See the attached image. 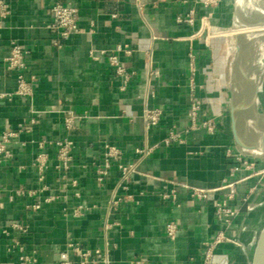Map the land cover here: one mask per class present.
<instances>
[{"label":"crops","instance_id":"obj_1","mask_svg":"<svg viewBox=\"0 0 264 264\" xmlns=\"http://www.w3.org/2000/svg\"><path fill=\"white\" fill-rule=\"evenodd\" d=\"M6 1L12 12L0 28V93L17 88L5 60L12 39L29 50L24 73L33 92L0 98V136L7 127L23 128L0 160V264H18L24 252L36 258L31 264H62L70 241L108 250L110 264H205L207 245L223 228L216 202L229 188L198 199L182 183L213 188L237 179L229 203L238 213L226 230L235 240L219 242L208 264H242L243 246L264 213V157L242 154L232 133L228 48L237 1ZM58 2L79 9L82 30L67 40L50 28ZM119 45L130 49L118 52L128 78L110 63ZM193 95L202 101L199 119L213 118L214 132L189 129ZM147 107L163 110L149 129ZM69 114L82 116L74 128L65 125ZM171 129L182 142H164ZM62 140L72 142L68 170L58 168ZM107 142L123 150L120 163L137 164L130 182H122L118 162L98 180ZM252 158L258 167L245 163ZM169 221L179 225L175 239ZM249 221L255 228L245 238Z\"/></svg>","mask_w":264,"mask_h":264},{"label":"built area","instance_id":"obj_2","mask_svg":"<svg viewBox=\"0 0 264 264\" xmlns=\"http://www.w3.org/2000/svg\"><path fill=\"white\" fill-rule=\"evenodd\" d=\"M201 1L205 5H211V4H217L219 0H201ZM11 12H12L11 5L6 0H0V28L3 26V21L11 14ZM51 13H52V22L50 24V28L52 30H56L63 39L67 40L72 35L79 33L82 30L78 24L79 9L76 5L58 2L55 5H53V7L51 8ZM187 20L191 21L192 18L189 17ZM122 50H126L127 52H130V49H127L126 47L119 45L112 51V54L110 55V63L116 67V71L120 75H124L126 78H128L130 73L122 65L118 56V52ZM91 52L92 54H95L94 50H92ZM101 52L105 53L107 51L102 50ZM28 53L29 50L24 44L18 42L15 39L11 40V48L5 60H6L7 70L16 75L17 88L14 92H1L0 98L10 99L14 95L25 96L32 94L33 81L28 80L24 73V70L27 67L26 56ZM201 109H202L201 99L193 95L191 97V103L188 112V115L191 120L189 129H196L198 127H203L209 132H214L216 130V123L213 118H205L203 120L199 119ZM162 116H163V110L160 107H152V108L147 107L144 111V118L147 129L158 125L162 119ZM81 118H82L81 115L69 114L68 116L65 117L66 127L68 128L76 127L77 123ZM26 126L28 127L29 125ZM22 130L23 128L12 129L10 127H7L3 131L2 135L0 136V160L2 159L3 156L11 155V152L8 148V144ZM177 141L182 142L183 136L180 131L171 129L168 135L165 137L164 142L172 143ZM58 144H59L58 168L61 170H68L71 166V161L73 158L71 153L72 142L69 140H62L59 141ZM154 147L155 145L146 147L145 149L139 148L138 152L142 154H146L152 151ZM104 155H105L104 168L99 169L98 171L99 181H102L104 178L108 177L109 168L111 167L113 162L119 163V167L122 171V182L124 183L130 182L132 179V175L138 172L136 163H129V164L120 163V160L124 155V152L121 149V147H119L118 145L110 142L105 143ZM45 160L46 158L43 154L40 155L37 159V164L41 171H43L45 167ZM236 184L237 181L234 180V181L225 182L224 185L222 184L221 186L218 187L209 188V187H202L197 185H190L188 183H182L183 186H185L190 190L191 195L198 199H205L210 195V193L222 189L224 187L229 188V193L227 198L223 200H218L216 202V212L220 221L223 223V228L220 229V231L217 233L215 238L208 243L207 250L205 252V264H208V262L210 261L213 255V248L219 242H221L224 239H231L227 235L226 230L230 228V226L232 225L235 219V216L238 213V208L232 206L229 203V200L235 198L236 196ZM166 195L170 196V194H166ZM120 199H121L120 197L113 198V203H118ZM83 208H84L83 205H79L76 208V213L77 214L81 213ZM14 227L20 230H26L20 224H15ZM166 231L171 239H175L179 231L178 223L176 221H169L166 226ZM17 244H19V242H17ZM20 248L22 249L21 246ZM109 256L110 255L108 250H102L100 248L90 249L84 247L80 242H74V241H70L67 244V249L60 252V259L62 264H75V262H77L78 264H100L101 262H104L105 264H110ZM35 261L36 258L34 256L24 252L21 255H19L18 264H31ZM142 263H143L142 261H137V264H142Z\"/></svg>","mask_w":264,"mask_h":264},{"label":"rangeland","instance_id":"obj_3","mask_svg":"<svg viewBox=\"0 0 264 264\" xmlns=\"http://www.w3.org/2000/svg\"><path fill=\"white\" fill-rule=\"evenodd\" d=\"M230 33L232 40L228 53L230 61L234 65L231 87L234 90L236 101L241 100L245 95L246 102L249 104L248 110L246 108L241 111L242 113L240 112L239 126L244 136L248 134L249 139L258 141L260 137V131L257 128L259 122L256 123L254 118L255 112H259L261 118L264 116V0H245L242 6H236V23ZM241 66L244 67L246 75L242 73ZM255 93H257L256 104L253 106L252 101ZM253 159L245 160V163L252 168L256 165V161ZM238 180L235 181L238 183ZM254 228V222L249 221L245 227V238H248ZM229 238L235 240L233 237Z\"/></svg>","mask_w":264,"mask_h":264},{"label":"water","instance_id":"obj_4","mask_svg":"<svg viewBox=\"0 0 264 264\" xmlns=\"http://www.w3.org/2000/svg\"><path fill=\"white\" fill-rule=\"evenodd\" d=\"M239 52V45L237 46ZM241 71L246 75L244 67L241 66ZM257 93L253 98L252 105L256 104ZM246 96L244 95L241 100H233L231 107V120H232V133L234 136L235 144L238 150L247 156L264 157V118L261 120L259 112H255V121L259 122L258 129L260 137L258 141H252L249 136H244L239 126L240 112L248 108ZM260 148V151H255ZM254 150V151H252ZM242 264H264V213L258 223L257 228L254 230L249 241L243 246V260Z\"/></svg>","mask_w":264,"mask_h":264},{"label":"bare ground","instance_id":"obj_5","mask_svg":"<svg viewBox=\"0 0 264 264\" xmlns=\"http://www.w3.org/2000/svg\"><path fill=\"white\" fill-rule=\"evenodd\" d=\"M244 1L245 0H237V6H242L243 5V3H244ZM250 30V29H249ZM252 30V29H251ZM239 67V66H238ZM243 75V74H242ZM243 92H244V90H243ZM261 104V103H260ZM247 110H248V108H247ZM256 111V110H255ZM242 113V112H241ZM253 113V112H252ZM264 113V112H263ZM264 117V116H263ZM263 117H262V119H263ZM251 118V117H250ZM240 124V123H239ZM242 125V124H241ZM254 125V124H253ZM258 128V127H257ZM261 149L260 148H258V149H256L255 151H260ZM252 151H254V150H252Z\"/></svg>","mask_w":264,"mask_h":264}]
</instances>
